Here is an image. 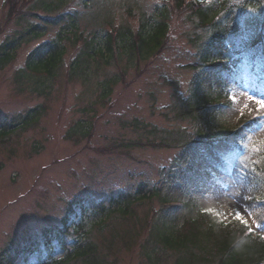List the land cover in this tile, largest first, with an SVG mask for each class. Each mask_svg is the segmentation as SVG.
Here are the masks:
<instances>
[{"label":"rangeland","instance_id":"1","mask_svg":"<svg viewBox=\"0 0 264 264\" xmlns=\"http://www.w3.org/2000/svg\"><path fill=\"white\" fill-rule=\"evenodd\" d=\"M163 1L31 0L22 2L14 14L8 0H0V47L21 37L23 29L39 24L32 12L44 18L63 12L79 19L78 27L65 40H61L63 27H54L41 38H23L7 57L0 54V118L17 120L31 109L42 110L36 123L0 133V264H5L7 256L31 247L35 250L21 253L14 264L65 259L80 236L68 232L63 244L54 239L50 253L42 246L46 241L44 230L62 229L63 219L83 228L88 223L89 227L94 221L89 212L94 202H109L110 197L121 193L133 195L140 186L146 191L155 186L165 187L161 192L169 198L195 203L192 215L181 209L177 217L168 218L177 219L176 229L203 212L222 221L232 220L239 212L256 235L264 236V202L252 204L256 184L248 172L256 154L264 150V109L257 103H264V60L257 61L253 75H240L230 82L232 105L220 108L217 116L219 123L229 130L253 116L241 128L248 140L244 154L229 161L230 169H221L210 162H214L212 150L201 149L203 155L196 156V164H203L202 170L211 171L215 180L208 182L202 174H187L179 185L165 178L171 161L179 154L176 138L179 134L194 133L191 118H177V99L186 97L193 78L191 71L181 68L194 60L195 49L188 39L197 30L189 9L173 13L169 20V43L162 53L141 57L143 62L137 68L136 59H127L124 51L114 50L106 56L99 52L90 57L89 46L85 44L83 49L80 45V40L87 41L97 30L105 33L102 29L114 26L139 27L140 16L149 15ZM207 1L211 5L218 0ZM244 18L243 13L238 21L245 24ZM240 41L231 37L228 43L237 50ZM55 42L60 44L63 55L54 68L55 78L44 76L50 89L38 92L32 81L39 76L26 72L29 56L45 43ZM80 55L91 61L90 69L97 68L91 71V82L83 81L80 68L74 64L73 60ZM124 68L126 77H120L108 101L100 100L102 93L96 91L100 83L95 81H108ZM80 123L89 127L92 123L89 136L72 130ZM174 203L179 204L178 200ZM160 207L162 203L156 198L145 202L134 209L135 216L127 223L117 215L102 230L92 229L91 239L106 244L113 230L120 234L122 240L114 249L115 264H176L169 251H164L166 257L161 256L163 248L156 242L155 211ZM130 234L133 246L128 245Z\"/></svg>","mask_w":264,"mask_h":264},{"label":"trees","instance_id":"2","mask_svg":"<svg viewBox=\"0 0 264 264\" xmlns=\"http://www.w3.org/2000/svg\"><path fill=\"white\" fill-rule=\"evenodd\" d=\"M24 1L31 2V0H8L14 14L18 13V6ZM187 9L191 12L192 20L196 24L197 31L188 39L195 52L194 60L181 68L191 71L193 78L188 86L186 97L177 99L180 110L177 111V118L179 120H182L183 116L191 118L194 123L191 131L194 133L176 136L175 142L178 144L179 154L171 161L169 173L165 178L172 184L179 185L182 184L181 179L185 178L187 174L191 176L200 172V174H205L209 181L212 179L213 175L209 174V170H202L200 168L202 166L196 164V156L203 155V152H200L201 149L212 150L211 160L220 167L229 169L231 168L229 161H233L245 152L248 140L242 135L241 128L248 120L243 119L239 126L229 130L219 123L217 116L222 95L226 92L230 80L237 75L248 73L251 75L258 66V59H262L264 56V53L261 55L262 50L260 51L261 48L264 49V0H218L211 5L207 0H164L161 5L155 6L149 15H141L139 27L124 25L113 30L102 29L105 33L97 30L96 34L87 41L82 40L84 45L89 46L88 56H95L99 52L102 56H106L114 50L118 52L119 49V51H124V56L127 59H136L137 65L134 66L137 68L143 62L140 61L141 57L146 59L162 53L163 48L170 41L169 20L173 13L188 12ZM243 13L245 14V24L238 21ZM32 14L39 20V24H32L29 28L23 29L21 37L1 46L0 54H3L2 56L7 57L11 53L10 50L19 45L23 38L28 39L33 36L41 38L48 29L63 27L61 40H65L66 35L69 32L74 33L72 32L73 28L78 27L79 19L74 14L62 12L54 18H44L42 14L35 12ZM231 37H240L241 39V45L237 50L228 43ZM84 45H82L83 48ZM62 50L59 43H45L29 56L26 72L31 76H34L33 74L39 76L35 81H32V85L36 84V91L44 92L46 88L50 89L47 84L48 80L44 76L55 78L53 71L59 63V58L63 55ZM159 51L160 53H158ZM81 56L73 61L75 66L80 68L83 81L88 83L93 80L92 70H97V68L90 69L91 61L84 60V56ZM32 71L34 73L30 74L29 72ZM126 71L127 69L124 68L120 74L110 77L108 81L94 79L95 82L100 83L99 89L96 88L97 92L102 93H100V100L106 98L108 101L114 86L121 81L120 77H126ZM41 112L42 110L40 111V108L36 107L27 111L24 118L17 120L14 118L11 121L7 118H0V133L11 131L17 126L26 128L33 122L36 123L39 116L42 115H40ZM90 125L89 127L87 124L80 123L72 130L80 136H89L93 128L92 123ZM248 172L252 174L253 182L256 184L254 186L256 195L251 199V202L255 205L263 203L264 150L256 154L255 162L251 164ZM162 188L165 187L155 186V188L146 191L143 186H140L137 193H132L133 195L121 193L110 197L109 202H94L93 207L89 210L94 221L89 227L88 223H86V228L73 223L69 226L68 219H63L62 229L53 227L50 230H44L42 234L46 241L42 246L49 249L50 253H52L54 239L60 243L63 241L61 233L67 234L72 228L70 232L73 231V234L76 233L78 237L80 236L65 259H52L51 262L45 264H108V260L111 264H115L114 249L118 241L122 240L120 234L113 230L109 240L105 242L106 244H98L91 239L92 229L102 230L105 227L104 224L106 225L117 215L127 223L134 218L136 207L138 208L139 205L155 198L163 203V206L155 211L158 222L154 226L158 239L155 241L163 248L162 257H166L164 251H169V255H173L176 264H264V238H262L264 236L256 235L248 222L245 224L236 218L222 221L216 215L203 212L198 217L189 219V223L184 222L181 228L176 229L175 220L177 219L174 218L175 220L170 221L168 218L177 217V215L165 205L169 204L171 200L174 202L183 200L169 198L165 192L162 194ZM166 188L173 190L176 194L181 193L176 188ZM184 202L183 207H185L187 215H192L196 209L195 203ZM86 213L88 212L86 211ZM131 234L128 238V245L132 243L130 246H133ZM34 250L32 247L21 249L15 255L7 256L5 264H14L18 255L32 253ZM111 256L112 258H110Z\"/></svg>","mask_w":264,"mask_h":264},{"label":"snow or ice","instance_id":"3","mask_svg":"<svg viewBox=\"0 0 264 264\" xmlns=\"http://www.w3.org/2000/svg\"><path fill=\"white\" fill-rule=\"evenodd\" d=\"M257 103L260 105V107H261L262 109H264V103H262L261 101H257ZM235 218H236L238 221H242V222H244L245 224L247 223V221L244 220V218L240 215L239 212H237V213L235 214ZM249 231H251V229H249ZM262 238H264V237H262Z\"/></svg>","mask_w":264,"mask_h":264}]
</instances>
